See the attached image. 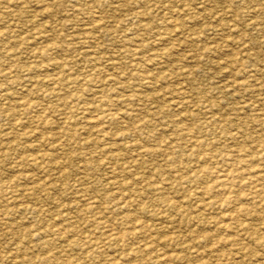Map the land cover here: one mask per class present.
I'll use <instances>...</instances> for the list:
<instances>
[{
    "label": "rangeland",
    "instance_id": "obj_1",
    "mask_svg": "<svg viewBox=\"0 0 264 264\" xmlns=\"http://www.w3.org/2000/svg\"><path fill=\"white\" fill-rule=\"evenodd\" d=\"M263 193L264 0H0V264H264Z\"/></svg>",
    "mask_w": 264,
    "mask_h": 264
},
{
    "label": "bare ground",
    "instance_id": "obj_2",
    "mask_svg": "<svg viewBox=\"0 0 264 264\" xmlns=\"http://www.w3.org/2000/svg\"><path fill=\"white\" fill-rule=\"evenodd\" d=\"M31 2H32V1H31ZM35 2H36V1H35ZM8 13H10V12H8ZM180 27H181V26H180ZM182 27H183V26H182ZM83 28H84V27H83ZM164 33H165V32H164ZM189 33H190V32H189ZM194 34H195V33H194ZM194 34H193V35H194ZM163 35H164V34H163ZM166 35H167V34H166ZM191 35H192V34H191ZM194 36H196V35H194ZM196 37H197V36H196ZM93 38H94V37H93ZM93 38H92V39H93ZM87 39H88V38H87ZM159 39H160V38H159ZM173 39H174V38H173ZM1 41H2V40H1ZM159 41H160V40H159ZM159 41H158V42H159ZM161 42H162V41H161ZM161 42H160V43H161ZM7 45H8V44H7ZM7 45H6V46H7ZM9 46H10V45H9ZM68 48H69V47H68ZM72 49H73V48H72ZM86 55H87V54H86ZM165 55H166V54H165ZM167 56H168V55H167ZM156 57H157V56H156ZM59 61H61V60H59ZM155 61H156V60H155ZM58 63H59V62H58ZM60 64H61V63H60ZM94 68H96V66H94ZM145 76H146V75H145ZM162 77H163V76H162ZM163 79H164V78H163ZM110 80H111V79H110ZM115 81H116V80H115ZM73 83H74V82H73ZM1 90H2V89H1ZM3 91H4V90H3ZM1 96H4V95H1ZM7 97H8V96H7ZM179 103H181V102L179 101ZM11 104H12V103H11ZM9 105H10V104H9ZM177 105H178V104H177ZM85 106H86V105H85ZM34 107H35V106H34ZM179 109L182 110L183 108H182V109L179 108ZM133 110H134V109H133ZM106 111H107V110H106ZM177 111H178V110H177ZM131 112H132V111H131ZM135 113H136V112H135ZM173 113H174V112H173ZM174 114H175V113H174ZM95 116H96V115H95ZM95 116H94V117H95ZM91 117H92V116H91ZM102 117H103V116H102ZM89 118H90V117H89ZM89 118H88V119H89ZM92 118H93V117H92ZM127 118H129V117H127ZM95 119H96V117H95ZM98 120H99V119H98ZM102 120H103V119H102ZM112 120H113V119H112ZM100 121H101V120H100ZM116 121H117V120H116ZM87 122H88V121H87ZM101 122H102V121H101ZM91 123H92V122H91ZM104 123H105V122H104ZM88 124H89V123H88ZM100 124H101V123H100ZM95 125H96V124H95ZM101 125H102V124H101ZM99 126H100V125H99ZM91 127L93 128V126H91ZM91 127H90V128H91ZM97 127H98V125H97ZM103 128H104V127H103ZM103 128H102V129H103ZM106 128H107V127H106ZM94 129H96V128H94ZM98 130H101V129H98ZM103 130L105 131V129H103ZM106 131H107V130H106ZM99 132H100V131H99ZM101 132H102V131H101ZM108 132H109V131H108ZM105 133H106V132H105ZM105 133H104V134H105ZM113 134H114V133H113ZM97 135H98V134H97ZM114 135H115V134H114ZM109 136H110V135H109ZM98 137H99V136H98ZM113 137H114V136H113ZM113 137H112V138H113ZM230 137H231V136H230ZM93 139H95V138H93ZM98 139H99V138H98ZM102 139H103V138H102ZM103 140H104V139H103ZM106 140H108V139H106ZM115 140H116V139H115ZM118 140H119V139H118ZM118 140H117V141H118ZM99 142H100V140H99ZM95 143H97V142H95ZM102 143H103V141H102ZM104 144H105V143H104ZM97 145H98V144H97ZM106 146H107V145H106ZM243 159H244V158H243ZM243 159H242V157H241V160H243ZM248 159H249V158H248ZM243 161H244V160H243ZM245 161H248V160L245 159ZM249 161H250V160H249ZM262 161H263V159H262ZM230 163H231V162H230ZM230 163H229V164H230ZM248 163H249V162H248ZM250 163H251V162H250ZM257 163H258V162H257ZM262 164H263V163H262ZM234 165H235V164H234ZM247 165H248V164H247ZM114 166H115V164H114ZM229 166H230V165H229ZM235 166H236V165H235ZM241 166H242V165H241ZM243 166H245V162H244V165H243ZM248 166H249V165H248ZM226 168H227V167H226ZM256 168H260L259 165H258V167H256ZM241 169H242V168H241ZM251 169H253V168H251ZM226 170H227V169H226ZM239 170H240V169H239ZM243 170H244V169H243ZM260 170H261V169H260ZM228 171H229V170H228ZM256 171H258V170H256ZM261 171H262V170H261ZM246 172H250V171H247V170H246ZM232 173H233V175H234L235 172H231V174H232ZM247 174H248V173H247ZM236 175H237V173H236ZM236 175H235L234 177H237ZM239 175H240V174H239ZM244 175H246V174H244ZM242 176H243V175H242ZM220 177H221V176H220ZM232 177H233V176H232ZM238 177H239V176H238ZM238 177H237V178H238ZM249 177L251 178V176H249ZM245 178H247V177H245ZM233 179H234V178H233ZM235 179H236V178H235ZM239 179H240V178H239ZM239 179H238V180H239ZM248 180H249V179H248ZM235 181H236V180H235ZM257 181H258V180H257ZM262 181H263V180H262ZM241 182H243L242 178H241ZM216 183H217V182H216ZM222 183H223V182H222ZM225 183H226V181H225ZM236 183H237V182H235V185H237ZM248 184H249V183H248ZM255 184H256V182H255ZM221 185L224 186V184H221ZM217 186H218V185H217ZM219 186H220V185H219ZM231 186H233V184H232ZM242 186H243V185H242ZM245 186H246V185H245ZM247 186H248V185H247ZM206 187H207V186H206ZM206 187H205V188H206ZM215 187H216V186H215ZM227 187H230V186H226V188H227ZM233 187H234V186H233ZM208 188H209V187H208ZM208 188H207V189H208ZM210 188H212V187H210ZM210 188H209V189H210ZM242 188H243V187H242ZM153 189H154V188H153ZM158 189H159V188H158ZM229 189H230V188H229ZM246 189H247V188H246ZM248 189H249V187H248ZM250 189H251V188H250ZM250 189H249V190H250ZM159 190H160V189H159ZM211 190H212V189H211ZM211 190H210V191H211ZM214 190H216V189H214ZM223 190H224V189H223ZM155 191H156V189H155ZM220 191H221V190H220ZM238 191H239V190H238ZM241 191H242V190H241ZM241 191H240V192H241ZM243 191H244V189H243ZM253 191H254V188H253ZM211 192L213 193V191H211ZM234 192H235V191H234ZM250 192H251V191H250ZM220 193H221V192H220ZM225 193H226V192H225ZM225 193H224V194H225ZM163 194H164V193H163ZM163 194H162V195H159V196H163ZM232 194H233V193H232ZM232 194H231V195H232ZM242 194H243V193H242ZM251 194H252V192H251ZM258 194H259V192H258ZM243 195H244V194H243ZM252 195H253V194H252ZM260 195H261V194H260ZM263 195H264V193H263ZM263 195H262V196H263ZM228 196H230V195H228ZM247 196H248V195H247ZM247 196L245 195L246 199L248 198ZM249 196H251V195L249 194ZM225 197H226V196H225ZM245 197H244V198H245ZM256 197H257V196H256ZM256 197L253 196V199L256 198ZM158 198H159V197H158ZM244 198H243V199H244ZM161 199H163V198L161 197ZM231 199H232V198H231ZM251 199H252V197H251ZM251 199H249V200H251ZM263 199H264V198H263ZM221 200H222V199H221ZM226 200H227V199H226ZM232 200H235V199H232ZM249 200H248V201H249ZM254 200H255V199H254ZM158 201H159V200L157 199V202H158ZM162 201H163V200H162ZM203 201H204V200H203ZM207 201H209V200H207ZM207 201L205 200V202H207ZM224 201H225V200H224ZM229 201H230V200H229ZM248 201H246V202H248ZM258 201H260V200H258ZM258 201H257V202H258ZM205 202H203V203H205ZM220 202H221V201H220ZM232 202H234V201H232ZM235 202H236V201H235ZM235 202H234V203H235ZM255 202H256V201H255ZM201 203H202V202H201ZM203 203H202V205H203ZM211 203H212V202H211ZM225 203H226V202H225ZM229 203H230V202H229ZM239 203H240V202H239ZM243 203H244V202H243ZM251 203H252V202H251ZM258 203H259V202H258ZM258 203H257V204H258ZM136 204H137V203H136ZM172 204H173V203H172ZM198 204H200V203H198ZM253 204H254V203H253ZM130 205H131V204H130ZM173 205H174V204H173ZM204 205L206 206V203H205ZM204 205H203V206H204ZM211 205H212V204H211ZM232 205H234V204H232ZM232 205H231V206H232ZM237 205H238V203H237ZM244 205H245V204H244ZM135 206H136V205H135ZM165 206H166V205H165ZM170 206H171V205H170ZM174 206H176V205H174ZM174 206H173V208H175ZM227 206H229V204H227ZM227 206H226V207H227ZM234 206H235V205H234ZM250 206H251V204H250ZM250 206H249V207H250ZM254 206H256V205H254ZM166 207H167V206H166ZM226 207H225L224 209H227V208H228V207H227V208H226ZM242 207H244L242 204H241L240 207H239V206H235V208H236V209H235L236 213H235L234 211H233V212H234L235 214H233V213L231 212L232 214H231V213H230V214H231V217H232V218H230V216H229V218H230V219H239L237 215H242V216H243V214H244V216H245V213H246V212H244L243 214H241V213L239 214V211H240V209H242ZM206 208H207V207H206ZM217 208H219V207L217 206ZM221 208H222V207H221ZM262 208H263V206H262ZM168 209H169V207H168ZM181 209H182V208H181ZM222 209H223V208H222ZM250 209H251V208H250ZM257 209H259V208H257ZM122 210H123V209H122ZM179 210H180V209H179ZM243 210H244V209H243ZM247 210H248V209H247ZM251 210H252V209H251ZM223 211H224V210H223ZM248 211H249V210H248ZM260 212H261V211H260ZM228 213H229V212H228ZM130 214L132 215L133 213H130ZM223 214H224V213H223ZM248 214H250V212H248ZM257 214H258V213H257ZM262 214H264V213L262 212ZM227 215H228V214H227ZM132 216H135V215H132ZM128 217H131V216L129 215ZM136 217H137V216H136ZM252 217H253V216H252ZM133 218H134V217H133ZM229 218H225V219H228V220H229ZM249 218H250V217H249ZM125 219H126V218H125ZM131 219H132V217H131ZM259 219H260V218H259ZM134 220H137V219L134 218ZM247 220H248V219H246V221L244 220V222H247ZM132 221H133V220H132ZM217 221H218V219H217ZM223 221H224V220H223ZM239 221H240V220H239ZM248 221H249V220H248ZM133 222H134V221H133ZM224 222H225V221H224ZM224 222H221V226H220V227H224V226H222V224H223ZM228 222H229V221H228ZM233 222L235 223V220H233ZM217 223H218V222H217ZM226 223H227V222H226ZM226 223H224V224H226ZM249 223H250V221H249ZM251 223H252V222H251ZM251 223H250V224H251ZM14 224H16V223H14ZM131 224H132V222H131ZM133 224H134V225H131V227H129V230L131 229L132 234H133V233H134V234L136 233V235H137V233H138L137 230H139V228H137V226L139 227V223L134 222ZM219 224H220V223H218V226H219ZM236 224H237V223H236ZM236 224H235V225H236ZM216 225H217V224H216ZM245 225H246V223H245ZM245 225H244V226H245ZM17 226H18V225H17ZM116 226H117V225H116ZM239 226H240V225H239ZM247 226H248V225H247ZM109 227H110V226H109ZM111 227H113V226H111ZM118 227H119V226H118ZM141 227H142V228L145 227V224L141 223ZM227 227H228V226H227ZM237 227H238V226H237ZM241 227H242V226H241ZM217 228H218V227H217ZM231 228H235V227H233V225H232ZM242 228H243V227H242ZM245 228H246V227H245ZM255 228H256V227H255ZM218 229H219V228H218ZM221 229H222V228H221ZM237 229H239V228H237ZM247 229H248V228H247ZM247 229H246V230H247ZM58 230H59V229H58ZM141 230H142V229H141ZM141 230H140V231H141ZM222 230H223V229H222ZM222 230H221V231H222ZM224 230H226V229H224ZM249 230H250V229H249ZM43 231H44V230H43ZM56 231H57V230H56ZM127 231H128V229L126 230V232H127ZM136 231H137V232H136ZM143 231H144V230H143ZM146 231H147V230H146ZM227 231H228V230H227ZM28 232H29V231H28ZM110 232H111V231H110ZM246 232H247V231H246ZM17 233H18V232H17ZM29 233H30V232H29ZM43 233H44V232H43ZM47 233H49V232H47ZM127 233H129V232H127ZM140 233H141V235H142V232H140ZM140 233H138V234H140ZM149 233H150V232H149ZM36 234H37V233H36ZM129 234H130V233H129ZM151 234H152V233H151ZM239 234H241V233H239ZM21 235H22V234H21ZM40 235H42V234H40ZM112 235H113V234H112ZM112 235H111V237H112ZM114 235H115V234H114ZM121 235H122V234H121ZM136 235H135V236H136ZM24 236H25V235H24ZM30 236H31V235H30ZM42 236H43V235H42ZM109 236H110V235H109ZM126 236H127V235H125V233H124V235H123L122 237H126ZM133 236H134V235H133ZM147 236H150V235H147ZM147 236H146L145 238H147ZM151 236H153V235H151ZM114 237H116V236H114ZM119 237H120V236H119ZM119 237H117L116 241L119 239ZM233 237H234V236H233ZM257 237H258V236H257ZM16 238H17V237H16ZM33 238H34V237H33ZM261 238H262V237H261ZM263 238H264V237H263ZM263 238H262V239H263ZM106 239L108 240L109 238L106 237ZM110 239H111V238H110ZM120 239H122V238L120 237ZM150 239H153V237H152V238L150 237ZM228 239H230V238H228ZM228 239L225 238L226 242H228ZM232 239H234V238H232ZM237 239H238V238H237ZM19 240H20V239H19ZM113 240H115V239H113ZM222 240H223V239H222ZM222 240H220V241H218V242H221ZM99 241H100V240H99ZM123 241H124V240H123ZM231 241H232V240H231ZM234 241H236V240H234ZM262 241H263V240H262ZM262 241H260V242H262ZM25 242H26V241H25ZM49 242H50V241H49ZM100 242H101V241H100ZM229 242H230V241H229ZM232 242H233V241H232ZM98 243H99V242H98ZM98 243H97V244H98ZM235 243H236V242H235ZM262 243H263V242H262ZM90 244H91V243H90ZM93 244L95 245V243H93ZM99 244H100V243H99ZM124 244H125V242H124ZM23 245H24V244H23ZM108 245H110V244H108ZM125 245H126V244H125ZM125 245H124V246H125ZM261 245H262V244H261ZM51 246H52V245H51ZM103 246H104V244H103ZM122 246H123V245H122ZM148 246H149V245H148ZM148 246H145V248H147ZM23 247H24V246H23ZM101 247H102V246H101ZM101 247L99 248L100 251L102 250ZM105 247H106V246H105ZM96 248H97V247H96ZM142 248H144V246H143ZM145 248H144V249H145ZM47 249H48V248H47ZM140 249H141V248H140ZM140 249L138 248V250H137V249H136V250L139 251ZM95 250H96V249H95ZM136 250H132L131 252L134 253ZM141 250H142V249H141ZM142 251H143V250H142ZM140 252H141V251H140ZM136 253H137V252H136ZM141 253H142V252H141ZM134 254H135V253H134ZM0 255H1V254H0ZM129 255H130V254H129ZM15 256H16V255H15ZM132 256H133V254H132ZM137 256H138V253H137ZM142 256H143V254H142ZM113 260H116V258H114ZM131 260H132V259H131ZM258 262H260V261H258ZM261 262H262V261H261ZM118 263H119V262H118ZM121 263H122V262H121ZM121 263H120V264H121ZM69 264H70V263H69ZM257 264H258V263H257Z\"/></svg>",
    "mask_w": 264,
    "mask_h": 264
}]
</instances>
